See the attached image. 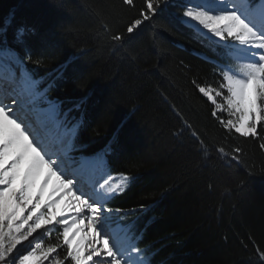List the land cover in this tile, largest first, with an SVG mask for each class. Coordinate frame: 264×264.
<instances>
[{"label":"trees","instance_id":"16d2710c","mask_svg":"<svg viewBox=\"0 0 264 264\" xmlns=\"http://www.w3.org/2000/svg\"><path fill=\"white\" fill-rule=\"evenodd\" d=\"M171 1L128 35L144 0H0V46L57 104L74 129L73 150L100 153L110 171L131 178L111 206L129 213L122 222L151 264H260L264 125L260 139L242 138L219 123L226 112L211 115L193 81L216 87L213 62H233ZM21 26L35 31L17 38ZM113 34L125 39L113 43ZM237 146L239 163L230 151Z\"/></svg>","mask_w":264,"mask_h":264},{"label":"snow or ice","instance_id":"6c2138e0","mask_svg":"<svg viewBox=\"0 0 264 264\" xmlns=\"http://www.w3.org/2000/svg\"><path fill=\"white\" fill-rule=\"evenodd\" d=\"M167 2L144 0L137 15L126 25V33L131 35L144 22L155 19L167 7ZM123 3L133 6L134 0H123ZM181 21L193 24L213 50H218L216 54L221 59L244 61L235 71L213 62V72L222 81L216 87L193 83L211 102L213 117L219 118L223 112L228 114L230 118L219 119L224 129L234 130L242 138L260 139L258 126L264 125V0H188L181 10ZM34 31L21 26L17 38L26 39ZM3 32L6 29H0ZM124 39V34L111 36L113 43ZM32 56L29 48L24 59L32 61ZM45 58V53H36L35 63H42ZM23 87L37 118L55 120L60 116V109L34 83L25 80ZM23 106L21 92L0 85V264H66V261L67 264H151L146 250L137 246L133 230L122 223L129 213L108 206L110 198L126 191V183L131 178L125 176V183L112 187L105 180L98 189L90 187L89 172L74 175L75 180L65 179L53 167L60 161L45 159V154L34 144L35 137L30 138L21 116ZM66 133L71 137L72 129L68 128ZM192 135L196 137L197 133ZM259 148L264 150V143ZM72 150L73 144H70L69 153ZM219 151L224 153L223 148ZM230 151L233 162H242L240 147ZM44 166L47 171L38 183ZM49 184H52L50 190ZM66 196L63 210L57 211L56 205ZM145 207L140 205L139 210ZM45 226L57 229L55 242L45 243L40 239L33 244V234ZM45 231L48 234L47 228ZM59 249L65 253L63 258ZM259 256L260 264H264V251Z\"/></svg>","mask_w":264,"mask_h":264},{"label":"bare ground","instance_id":"6f19581e","mask_svg":"<svg viewBox=\"0 0 264 264\" xmlns=\"http://www.w3.org/2000/svg\"><path fill=\"white\" fill-rule=\"evenodd\" d=\"M193 2H196V0H193ZM2 54L0 53V59L2 58ZM5 60L8 63L7 65H9L10 68H12L16 73H20V70L14 65V63L12 61H10L8 59V57L5 56ZM1 65V64H0ZM6 66V65H5ZM5 66H0V77L4 78L7 77L6 73L4 72V67ZM28 79V77H25ZM8 80L11 79V77L7 78ZM21 93L24 94L25 97V102L24 104L26 105V109L25 112L29 113L31 115H36L35 112L32 111V106L29 103L30 100V96L28 95L27 90L21 86L20 89ZM41 120V122L49 129V130H43L41 139H37V147H39L42 151L43 154H45V159H54V160H58L60 161L57 164H54L53 167L56 168L57 171H60L61 174L63 175V170L67 169V164H69V158L74 157V155L71 153H69L68 148L64 147L65 143H66V139L63 136V132H64V126L62 124H58L57 123V119L55 120H49L46 118H39ZM71 155V157H69ZM99 163V159L95 158L93 159L90 164H85V169L87 171H89L94 179H99L101 178L104 173H106L107 171L105 170L104 172H101L98 168H97V164ZM84 167V165H83ZM61 169V170H60ZM47 171V166H44L38 176V183L39 180H42L44 178V174ZM108 182L110 183V185L114 186L117 185L118 183V177H112L110 180H108ZM19 183V181H18ZM52 184H49V190L51 189ZM77 194H79V192H77ZM68 196L65 197L64 200H62L59 204L56 205L57 211H62L64 208V204L67 201ZM45 228H48V226L42 227L41 229L37 230V233H34V237L35 239H33V244L35 242H37L39 239H41L40 237L43 236L44 232H45ZM32 239V238H30ZM25 246L27 247V242H24ZM46 264H48V262H46Z\"/></svg>","mask_w":264,"mask_h":264},{"label":"rangeland","instance_id":"374dc122","mask_svg":"<svg viewBox=\"0 0 264 264\" xmlns=\"http://www.w3.org/2000/svg\"><path fill=\"white\" fill-rule=\"evenodd\" d=\"M173 1V2H172ZM170 3H173L174 5H178L179 7H180V9L182 10V8H183V6L188 2V0H172ZM186 22V21H185ZM187 23V22H186ZM0 53L2 54V56L3 57H5V56H7L8 55V53L6 52V51H2V50H0ZM236 62L238 63V64H240V63H242V62H244V61H238V60H236ZM14 63V62H13ZM15 64V63H14ZM237 68V67H236ZM30 81H31V83H34L35 84V82L33 81V80H31V78H30ZM233 119H234V117H233ZM58 124H62L60 121H58ZM64 126V128L65 129H67V125H63ZM73 135V134H72ZM72 135H71V137H69L68 135H67V133H66V130H65V132L63 133V136H64V138H68L69 139V141H70V144H71V142H72ZM69 157H71V155L69 156ZM95 158L97 157L98 159H99V164H98V168H100V169H102V168H104L103 167V160H102V156H94ZM61 170V169H60ZM122 179H123V183H125V180H124V177L125 176H122V175H119ZM47 233L48 234H46V231L44 232V234H43V236H41L40 238L41 239H43L44 241H45V243H48V242H51V241H53V240H55L56 239V237L58 236V231H57V229L56 228H52L51 226H48V228H47ZM40 240V239H39ZM58 252H59V254H60V256L62 257V254H64V251L62 250V249H59L58 250ZM66 264H67V261H66Z\"/></svg>","mask_w":264,"mask_h":264}]
</instances>
